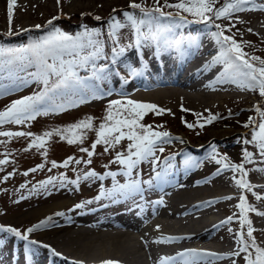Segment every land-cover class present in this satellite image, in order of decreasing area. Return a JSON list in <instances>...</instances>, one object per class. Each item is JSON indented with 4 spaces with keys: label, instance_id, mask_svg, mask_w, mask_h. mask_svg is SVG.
<instances>
[{
    "label": "rangeland",
    "instance_id": "obj_1",
    "mask_svg": "<svg viewBox=\"0 0 264 264\" xmlns=\"http://www.w3.org/2000/svg\"><path fill=\"white\" fill-rule=\"evenodd\" d=\"M26 1L27 0H16L10 23L8 17V0H0V46L6 48L22 47L27 45L30 41L49 35L55 29H59L74 38L80 36L85 31H95L98 33V36L94 38L101 42L104 56L107 57L108 49L104 30L107 28L110 33V23L113 22L111 21V17H115L126 25L119 29L114 37L117 39V44L114 47L117 48V50L119 48L124 49V52L116 59L119 62L118 65H116L119 77L117 76L116 78L113 71H110L109 68L107 70L108 63L105 61L107 58L104 59V61L101 60L98 64H96L97 61H95L97 67L105 68L103 73L98 74L102 77L101 79H96L93 76L91 66H88L87 70L83 69V75L86 74V77L88 76L89 78L87 81L82 79L85 86L94 89L95 95L99 98L93 99V93L90 92L88 93L86 102L81 103L80 96L76 92H71L63 102L64 106L66 105V107L70 108L64 109L66 111L65 113H59L57 115L56 111L50 110L44 113L42 110V114L37 115L33 120L25 121L23 124L0 125V131H21L33 134L32 136L23 137L0 136V160L6 159L8 161L7 164L0 165V227L3 229L9 227L15 229L20 228L24 230V232H20L22 234H27L30 241L34 240L32 237H34L36 233L47 230L48 228L61 229L63 227H68L70 224L67 225V222L63 223L66 217L76 220H81L86 217L96 219V214L98 212L106 211L111 207L114 209L131 208L134 203H138L136 200L131 199V197L110 198L106 196V198H101L106 199L107 202L100 211H97L94 214H89L87 212L78 214V211L82 210L88 204L85 202L90 201L91 199L95 200L102 190L107 192L112 189L114 182L112 181L111 184L106 183L101 185L102 187L98 189V181L100 179H80L78 185L69 183V181L77 180L78 177H83V175L89 171H94L98 176H101L105 171L107 173L109 171L117 170L123 172L125 170L123 166L113 161L115 160L117 152L125 153L127 151V146L130 143L127 139L121 141V143L115 145V147H109V151L107 152H105L106 145H97L91 158L88 157L87 152L81 151V149L87 148L90 151L92 150L91 145L96 140L95 130L98 129L101 123L106 122L104 117L107 114L109 103L121 99L120 101L126 104V100L132 97L131 95L133 93L126 94L120 89L121 86L130 83L135 76L129 75V71L134 68V63L132 62L135 58V46L137 45L138 34L135 31L134 26H131L126 21L124 12H132L138 18L144 17L139 9H131L129 7L133 0H73L75 6L72 7L70 3L68 4L70 0H43L42 2L36 0ZM134 2L140 4L144 9H153L155 6L161 7L165 4V0H160L159 4L156 3V0H134ZM167 2L176 3L177 0H167ZM223 2L224 0H220V3H218L216 7L219 8ZM255 3L264 6V0H255ZM163 11L165 13H172L173 16H175L177 10L174 8L163 7ZM257 12L258 10L243 11L234 13L230 19H214L208 23L201 21L195 23L193 29L190 27L187 28L190 23L180 22L178 17L175 21H173V17L171 16L161 17L160 22L162 24L171 23L172 26L168 28L166 32H162L160 38L162 40L165 37L171 36H193L201 32H204V34H212L223 29L224 36L232 37L240 45L242 52L246 54V59L258 57L260 60H264V33L253 28L254 24L258 23L263 18L262 15ZM153 15L158 14L153 13ZM182 15L186 16L187 21H191V19L193 21H198V18L188 15L187 13H182ZM96 17H99L100 19H96ZM49 21H52V23L49 24ZM175 24H178L179 26H176ZM215 24L221 25V29H217L214 26ZM37 25L40 27L38 28ZM68 25L71 26L68 27ZM103 25H106V28L103 29ZM197 25H202V27ZM72 30H74V32H72ZM152 30L153 32L155 31V24H153ZM29 31H35V33H29ZM141 31L147 33L148 27L141 26ZM188 31L190 32L188 33ZM153 40L154 39H152V41ZM214 41L218 44L216 39ZM151 43V39L149 41L144 38L140 39L139 44L145 45L143 46L145 48L142 49V46L137 45L140 58H142L144 54L147 53L148 49H150ZM219 51H221V48H219ZM149 54H151L149 55V57H151L152 51L149 52ZM149 57H145L144 64L149 61ZM140 58L138 60L142 61ZM66 59H71V57H66ZM251 62L254 65L259 66V62L256 60H252ZM31 69L32 68L27 71L5 69L0 72V86H2V89L5 88L2 91V94H0V111H4L14 101L23 97L38 94L43 89L42 84H38L33 80L32 83L27 84L26 88L18 92H8V88L16 83L14 78L16 76H13L10 72L14 70V73L20 72L21 75L24 74L26 79H31L27 75L28 72L33 71ZM237 77L241 76L237 75ZM225 79L230 83L234 82V80L231 77L226 76L224 72L220 74L217 80L221 86H224L225 83H227ZM241 80L245 83L243 77H241ZM240 89L241 90L238 92L230 93L235 95L247 94L248 101L245 102V104L219 99L217 101V107L208 112L191 113L190 109L185 112L183 110V113L178 112L176 113V116H169V114H160L161 111H159V107L162 103L158 102L161 104H156V111H147L145 113L143 119L139 122L144 125H150L153 131H167L170 133L172 140L170 143L158 142V147L155 151V158H158L156 164L147 161L142 162L138 165L137 170H134L135 173L133 172V179H137V176L142 175V183L144 181L153 180L151 186L144 183L146 184V188L149 189L147 198H145L144 201L152 197V190H158L170 183L177 182L185 175L191 176L188 179L191 180L190 183L196 184V187H206L208 191L214 190V187L211 186H216V184L218 186V184L223 182L217 180L218 177H220L219 175H223L224 172L229 170L228 168H226L227 170H223V168H225V163L244 164L245 170L248 172L247 177H245L246 180L247 178L250 180L251 176L258 174L259 168L262 164L259 160L261 155L256 152V149H258L256 143L252 142L253 132L258 131V129L251 124L248 127H245V124L249 123L250 118H253L257 123L260 122L259 113L256 109L259 108L264 111V97L259 95L258 90L250 91L242 87H240ZM206 92L216 95H219L220 93L217 87H215L212 92ZM142 100L143 99H140V101ZM135 101L141 103L138 100ZM173 106L178 107L172 103L171 105H167V108ZM182 108H184V106ZM209 116H215L217 118L213 120L212 123H207V118ZM88 118H91L94 128L93 130L85 131L83 143L76 142L69 144L67 139L54 134L51 137L45 138V146L43 148L37 149L36 147H30L35 136H43L45 132L66 129L69 126ZM187 124H192V128L198 127L202 130L204 129L203 135L200 134L202 137H199L202 139H193L192 131L194 130H190L191 128H188ZM200 125H203V127H200ZM209 128L211 129L209 130ZM214 129L217 131L225 130L229 133L221 139L208 138L209 132ZM124 131H127V129H124ZM186 134L192 138H188ZM245 141H249V143H245ZM159 147L164 148L162 153L158 150ZM245 151L252 154L251 162H246L244 160ZM213 155H215L216 159H222L224 157L227 159L224 163L217 164L215 160L212 159ZM169 157H174V159L170 161L172 167L168 169L167 175L161 181H157L155 179L156 172L161 171L165 167L166 158ZM189 157L193 158V166L186 167L184 166V161ZM69 158L72 159L67 167L60 166L63 165L66 160H69ZM89 159L91 160L90 163L87 162ZM151 159L152 158H150V160ZM200 160H204V162L199 163ZM77 161H79V163H77ZM53 162L58 166L53 167ZM41 165H43V167H39ZM33 169L36 170L32 171ZM154 169L156 171H154ZM139 171L141 174L137 175V172L139 173ZM230 171L232 173L233 181L236 183V181L241 178V175L239 172L233 171L232 169ZM215 172L216 176L214 175ZM25 173H27V175H25ZM213 175L215 177L211 179V176ZM49 179H51L53 183H46ZM110 179L112 178L108 177L106 178V181ZM116 182L118 184H124L122 176L120 177L118 175L116 177ZM41 187L49 191L47 196L31 200L33 191L43 189ZM236 190H238L237 193L239 196L232 200V208L229 213L231 216L229 214L225 215L222 212H218V216L220 218H229L230 216L235 220L236 225L233 228V233L239 239L240 209L237 207L240 203L239 198L241 195L245 196L247 204L250 205L251 202L254 201V196L253 191L241 189L238 186ZM125 202H128V204ZM55 204L60 205V210L70 208L73 212L65 214V216L57 217L54 214L58 213L60 210L52 211L45 217L37 218L36 216L30 215L32 211L38 208L48 207ZM77 204L85 206L77 209L75 208V205ZM91 207L92 206H90V208ZM102 215L103 217L100 219L107 218L104 214ZM253 218L252 215L248 217V219H251V222L254 221ZM100 219L98 218V220ZM49 221H53L54 224H50ZM42 222L45 223L42 224ZM36 225H41V227L31 233L27 232L29 228H34ZM251 226L254 229L253 236L255 237L256 244L262 248L261 240L263 237L260 235L259 231H257L254 222L251 223ZM3 233L4 239H9L8 232L3 231ZM244 239L248 240L249 243L251 242L246 233ZM24 242L25 241L16 242L15 240L1 241L0 252L11 251L14 248L22 246ZM237 246L236 252L239 251L241 245L238 243ZM249 251H252L253 256H255L252 249ZM239 255L241 256L238 257V263L246 264L243 257L247 255V253L241 252ZM185 260L187 261L188 258H185Z\"/></svg>",
    "mask_w": 264,
    "mask_h": 264
},
{
    "label": "bare ground",
    "instance_id": "obj_2",
    "mask_svg": "<svg viewBox=\"0 0 264 264\" xmlns=\"http://www.w3.org/2000/svg\"><path fill=\"white\" fill-rule=\"evenodd\" d=\"M69 3L71 7L75 6L73 0ZM255 4L257 7L262 6ZM257 13L263 18L254 24L253 28L264 33V11L258 10ZM215 39L212 34H204V32L193 36L154 39L152 47L155 55L152 54L153 56L146 64L139 65L133 80L121 86L120 90L126 94L133 93L128 100L143 99L141 103L155 106L162 103L161 106L159 105L162 108L158 106L160 110H163L160 114H169V116H176V113H183V110L185 112L190 109L191 113L208 112L217 107L219 99L245 104L248 101L247 94L230 93L241 90L240 87L244 83L241 77L236 76L233 83L225 79L227 83L221 86L217 80L221 73H215L214 60L194 63L200 56H214L215 52L219 51ZM176 40L180 41L179 51L175 44ZM215 87L220 91L219 95L206 92H212ZM172 103L178 107L167 108V105ZM228 133L225 130L214 129L209 132L208 138L221 139ZM256 152L261 155L259 149H256ZM259 160L262 164L258 174L251 176L250 180L247 178L254 196L250 206L256 211H249L247 215L254 217L253 222L263 237L261 244L264 248V215L257 214L264 213V156L261 155ZM202 162L204 160L199 161V163ZM228 169L217 179L223 182L218 186L217 184L211 186L214 187L211 191H208L206 187H196L197 185L190 183L191 180L188 179L191 176L185 175L177 182L159 188L152 197L150 196L151 198L132 208L111 207L103 211L107 216L106 219H100L103 217L102 214H97L96 219L86 217L76 220L68 217L63 221V223L67 222V225L70 224L68 227L48 228L32 237L37 244L29 245L35 249L30 260L25 255L26 244L2 254L0 264H105L106 261H112L114 264H160L162 257L174 258L169 260V264H233V261L239 264L238 256L241 255H233L238 247V238L233 233L235 220L232 219L231 223H222L227 221L228 218L225 217L220 218L215 224L214 222L203 224L204 220L202 221L208 217H219L218 212L229 214L232 200L239 196L231 168ZM223 170L227 169L223 168ZM214 175L211 179L216 176ZM257 196L261 199H257ZM106 202V199L92 200V203L84 205L85 207L78 212H87L90 206L102 207ZM128 202L125 203L128 204ZM58 210L60 205L55 204L38 208L30 215L37 218L45 217L50 212ZM59 212L70 213L73 210L66 208ZM49 223L54 224L53 221ZM167 238L174 239L172 242H166ZM41 245L49 247L45 248ZM50 249L59 255H53ZM181 253H188L187 256H190V259L186 261L187 256L179 255ZM191 253L198 255L193 256ZM205 253L216 255H202Z\"/></svg>",
    "mask_w": 264,
    "mask_h": 264
},
{
    "label": "snow or ice",
    "instance_id": "obj_3",
    "mask_svg": "<svg viewBox=\"0 0 264 264\" xmlns=\"http://www.w3.org/2000/svg\"><path fill=\"white\" fill-rule=\"evenodd\" d=\"M159 4L160 0H156ZM220 3V0H177L176 3H168L165 0V4L161 7L154 9H144L140 4L135 3L134 0L130 3L131 9H139L144 18H138L132 12H124L126 21L134 26L137 32V44H139L141 38L147 39L151 36L152 39L160 37L161 33L166 31L172 26V24H162L160 22L161 17H173V21L179 18L180 22L192 23L193 21H187L186 16L182 13H187L193 17L198 18L197 22L208 23L210 21L219 19H230L234 13L259 10L264 11V6L257 7L255 0H224L219 8L216 5ZM16 4V0H8V17L11 23L13 16V8ZM163 7L176 9L175 16L172 13H165ZM157 13L158 15H153ZM96 19H100L96 17ZM112 23H110V36H115L119 29L125 27V23L117 20L115 17H111ZM52 21H49L51 24ZM153 24H155V31L153 32ZM141 26H147L148 32H142ZM176 26H179L178 24ZM217 29H221V25H214ZM39 28L40 26L37 25ZM216 38L218 44L221 45V51L217 57L214 58L215 62L224 64V73L226 76L231 77L235 81L237 75L244 78L245 83L241 85L242 88H246L252 91H259V95L264 97V60H260L258 57H252L246 59L240 48V45L229 36L223 35V29L218 32L212 33ZM98 36L95 31H85L78 37H72L59 29H55L49 35L30 41L27 45L17 48H6L0 46V72L5 69L12 70H25L35 68V71L28 72L27 75L38 84L43 85V89L38 93L31 96L23 97L19 100L14 101L4 111H0V125L5 124H23L25 121L33 120L37 115L47 111L63 110V103H56L57 100L64 99L70 92H76L80 96V102H86L88 93H93L92 98H99L95 95V90L87 88L84 81L79 76V70H87L88 66L92 67V74L96 79H101L98 74L105 71L104 67H97L95 61L99 59H106L103 52L101 42L94 37ZM179 40L175 41L177 45V51H179ZM228 45V47H224ZM113 63L116 59L124 52L123 48H113ZM71 57V59H66ZM256 60L259 62V66L254 65L251 61ZM239 62V63H238ZM136 70L131 69L129 75H135ZM22 82L26 84L28 81L24 77H20ZM126 82V81H125ZM0 94H2V86H0ZM119 106V107H117ZM115 109V110H114ZM147 111H156V106L152 104H144L127 100L126 104L120 100L111 101L108 105L107 114L104 117L105 123H101L96 129V140L91 145V151L87 148H82L81 151L87 152L89 158L94 154L96 146L99 144L106 145L105 152L109 151V147H115L121 143V141L127 139L130 143L127 146L125 153L117 152L115 160L113 162L120 164L125 169L122 173L123 176L129 178L128 183L118 184L116 177L120 173L109 171L104 175L98 176L96 172H86L83 177H78L77 180L69 181L72 184H79L80 179H100L103 180L105 177H111L113 180V188L107 192L101 191L95 199L100 200L104 197L116 198L125 197L129 198L134 195H143L144 189L141 187V181L133 179V172L137 170L138 165L142 162L157 163L158 158H155V151L158 147V142L170 143L172 137L167 131L158 132L153 131L150 125L141 124L139 121L143 119V116ZM163 111V110H160ZM256 111L259 113L260 122L257 123L253 118H250L249 123L245 124L248 127L250 124L258 129L254 131L252 135V142L256 143L260 154L264 156V111L257 108ZM217 117L209 116L207 123H212ZM188 128H192V124H187ZM203 127V125H200ZM94 126L91 118L80 121L74 125L69 126L66 129L54 130L53 132H45L43 136H35L30 147H36L37 149L45 146V138L51 137L54 134L67 139L69 144L80 142L83 143L84 133L87 130H93ZM127 129V131H124ZM32 133H25L21 131H0V136L5 137H23L32 136ZM249 143V141H245ZM214 149V146H213ZM158 150L162 153L163 147H159ZM252 154L245 151L244 160L251 162ZM150 158H152L150 160ZM72 158L66 160L62 167H67L71 162ZM174 157H169L165 161V167L161 171L156 172L155 179L161 181L168 172V169L172 167L170 161ZM217 164L224 163L226 157L222 159H216L215 155L212 156ZM88 163L91 162L89 159ZM193 158L189 157L184 161L186 167H191ZM8 161L0 160V165L7 164ZM79 163V161H77ZM53 162V167H57ZM43 167V165L39 166ZM225 168H231L233 171L239 172L241 178L236 181V185L241 189H247L251 191L252 186L247 182L248 172L245 170L244 164H224ZM33 169L32 171H35ZM155 171V169H154ZM139 173L137 172V175ZM27 175V173H25ZM46 183L51 184L53 181L49 179ZM148 185H152V181H144ZM240 203L237 207L240 209L239 219L241 227L247 225L246 235L251 241L244 239L245 233H239L238 243L241 245L239 251L234 252L233 255H239L241 252L247 253L243 258L246 264H264V248L259 247L256 244L255 237L253 236L254 229L251 226V220L248 219L247 213L249 211H256L250 205L247 204L246 197L240 196ZM257 199L261 197L257 196ZM85 203H92L87 201ZM160 203V202H157ZM84 207L82 204L75 205V208L79 209ZM258 215H264V213H257ZM58 216H63V212L56 213ZM232 217H229L227 221L222 223H231ZM45 222H42V224ZM41 225H36L34 228H29L28 233L39 229ZM7 231L12 235L18 237L21 240L27 241L28 244L25 246V255L27 259H31V255L35 252L33 247L29 245H36L37 242L34 240L29 241L27 234H22L15 228L0 229ZM231 231V229H230ZM174 238H167L166 242H172ZM42 247L48 248L47 245H41ZM252 249L255 253L249 251ZM53 255H59L51 250ZM181 256H187L188 253H181ZM196 256L197 253H191ZM202 255L215 256L213 253H205ZM174 258L162 257L160 264H169V260ZM105 264H114L112 261H106ZM235 264V261H233Z\"/></svg>",
    "mask_w": 264,
    "mask_h": 264
},
{
    "label": "trees",
    "instance_id": "obj_4",
    "mask_svg": "<svg viewBox=\"0 0 264 264\" xmlns=\"http://www.w3.org/2000/svg\"><path fill=\"white\" fill-rule=\"evenodd\" d=\"M156 7H160V6H155ZM71 26V25H68V27ZM29 33H35V31H29ZM44 36V35H43ZM190 130H194L192 131L193 133V139L195 138H198L199 140L202 139V138H199V137H202L201 135H203V132H204V129H200L198 127H195V128H191ZM201 134V135H200ZM187 135V134H186ZM187 137L189 138H192L191 136L187 135Z\"/></svg>",
    "mask_w": 264,
    "mask_h": 264
}]
</instances>
